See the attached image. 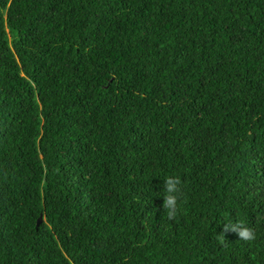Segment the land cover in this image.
I'll return each mask as SVG.
<instances>
[{"label":"trees","instance_id":"16d2710c","mask_svg":"<svg viewBox=\"0 0 264 264\" xmlns=\"http://www.w3.org/2000/svg\"><path fill=\"white\" fill-rule=\"evenodd\" d=\"M0 264H264V0H0Z\"/></svg>","mask_w":264,"mask_h":264},{"label":"clouds","instance_id":"9594fccd","mask_svg":"<svg viewBox=\"0 0 264 264\" xmlns=\"http://www.w3.org/2000/svg\"><path fill=\"white\" fill-rule=\"evenodd\" d=\"M180 183L181 181L178 176H169L164 180V189L166 195L163 196V208L165 209L167 218L169 220L174 219L177 214L178 198L176 193L179 192L178 186ZM230 231L237 233L239 238L244 241H251L255 239L254 230L247 227L243 221H238L237 223L229 222L224 224L223 233L219 234L218 238L225 239L224 233H228Z\"/></svg>","mask_w":264,"mask_h":264},{"label":"water","instance_id":"95a60500","mask_svg":"<svg viewBox=\"0 0 264 264\" xmlns=\"http://www.w3.org/2000/svg\"><path fill=\"white\" fill-rule=\"evenodd\" d=\"M43 218L41 217L38 222H37V225H39L41 222H42Z\"/></svg>","mask_w":264,"mask_h":264}]
</instances>
